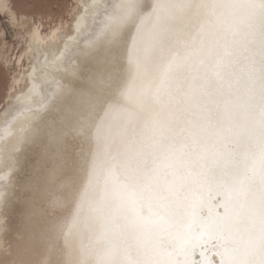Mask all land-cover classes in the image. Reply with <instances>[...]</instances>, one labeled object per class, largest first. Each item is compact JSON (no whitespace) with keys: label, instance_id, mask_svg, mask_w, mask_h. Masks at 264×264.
Here are the masks:
<instances>
[{"label":"bare ground","instance_id":"1","mask_svg":"<svg viewBox=\"0 0 264 264\" xmlns=\"http://www.w3.org/2000/svg\"><path fill=\"white\" fill-rule=\"evenodd\" d=\"M41 1L0 0V264H264V0Z\"/></svg>","mask_w":264,"mask_h":264},{"label":"rangeland","instance_id":"2","mask_svg":"<svg viewBox=\"0 0 264 264\" xmlns=\"http://www.w3.org/2000/svg\"><path fill=\"white\" fill-rule=\"evenodd\" d=\"M32 1H37V0H17V2H16V4L17 5H25V4H28V5H30V3L32 2ZM41 2H49V4H50V6L51 7H53L54 9H53V12H56V13H54V15H53V19L55 20V21H57L58 22V20H60V17L59 16H61L62 15V10L63 9H65L66 8V10H70L71 8V6L73 5V1L72 0H65V3H63V4H61L62 3V0H42ZM71 4V5H70ZM58 6V7H57ZM57 7V8H56ZM61 8V11H58V9H60ZM67 16V17H66ZM65 17V18H64ZM64 18V19H63ZM63 18H62V20H63V23H69L70 22V18L71 17H69V15H68V13H64L63 14ZM69 20V21H68ZM55 23L56 22H54V23H51V24H48V23H46L47 25V27L45 26V29H44V31L46 30V31H49V29H50V27H53V25H55ZM0 24L1 25H3V23H2V21H0ZM2 27H4V26H2ZM49 28V29H48ZM13 37V34H11V33H9V31H7V34H6V37H5V41L9 44V45H11V46H14L15 45V40H14V38H12ZM1 68V67H0ZM2 69V68H1ZM0 69V70H1ZM11 69V70H10ZM13 69V70H12ZM4 70V71H3ZM3 72L5 73V77H7L6 79H8L11 75H12V73L14 72V70H15V68L14 67H10L9 69H4L3 68ZM6 70V71H5ZM10 75V76H9ZM6 82H7V80H6ZM3 96V95H2ZM2 96H0V101L2 100ZM2 102V101H1ZM0 102V103H1ZM95 114H99V110H97L96 112H95ZM87 119V120H86ZM93 119L94 118H84L83 119V121H84V123H83V125L85 124V125H88L89 123H91V122H93ZM78 152V150H76V152L75 153H77Z\"/></svg>","mask_w":264,"mask_h":264}]
</instances>
